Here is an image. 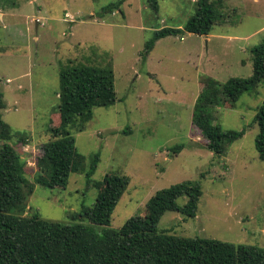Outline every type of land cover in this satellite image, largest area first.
<instances>
[{
    "label": "rangeland",
    "instance_id": "374dc122",
    "mask_svg": "<svg viewBox=\"0 0 264 264\" xmlns=\"http://www.w3.org/2000/svg\"><path fill=\"white\" fill-rule=\"evenodd\" d=\"M119 1L118 9L101 16L106 6ZM157 1L156 10L152 0H0L2 115L16 134L9 143L26 161L31 179L39 173L41 146L51 139L47 128L59 121L63 64L112 63L119 98L112 106L96 107L86 129L74 131L88 165L100 154L93 175L72 173L66 189L37 184L23 213L38 212L66 225L89 224L99 231L118 229L144 215L158 190L192 180L203 190L196 217L168 211L160 230L264 247V161L255 147L259 127L252 123L264 102V82L235 106L215 109L214 124L246 129L227 154L211 151L192 122L203 76L224 82L252 75V49L264 40V0H222L226 17L210 34L169 35L144 58L154 31L184 29L197 12L196 0ZM177 145L183 146L179 153L172 150ZM114 173L130 177V185L110 225L91 224L80 214L96 201L95 183Z\"/></svg>",
    "mask_w": 264,
    "mask_h": 264
},
{
    "label": "trees",
    "instance_id": "16d2710c",
    "mask_svg": "<svg viewBox=\"0 0 264 264\" xmlns=\"http://www.w3.org/2000/svg\"><path fill=\"white\" fill-rule=\"evenodd\" d=\"M197 12L184 29L163 27L145 43L147 58L157 41L187 31L210 34L225 19L222 0H196ZM121 1L103 9L102 17L113 13ZM156 10L158 1L151 4ZM253 73L250 77H230L224 82L205 75L193 108L192 122L209 140L207 147L217 155L228 153L232 144L242 138L241 131L225 130L214 124L215 109L228 103L235 106L241 96L264 82V40L253 47ZM59 121L47 130L51 139L41 146L39 173L30 178L26 161L9 143L16 134L5 121L4 94L0 92V264H264V247L235 244L214 238L184 237L160 230L159 223L168 211L196 217L203 194L199 181L187 180L158 190L148 201L144 215L132 217L118 228L97 230L83 223L66 225L43 218L38 212L24 214L27 201L36 185L66 189L72 173L91 177L100 154L87 157L76 147L74 133L86 129L96 107H109L118 100L112 63L88 65L69 60L60 68ZM253 124L259 127L255 147L264 161V102L257 108ZM75 131V132H74ZM20 142H27L20 136ZM182 145L172 148L175 153ZM130 177L109 174L95 183L98 195L92 207L80 217L91 224L108 226L115 208L130 185ZM180 198L186 203L180 205Z\"/></svg>",
    "mask_w": 264,
    "mask_h": 264
}]
</instances>
